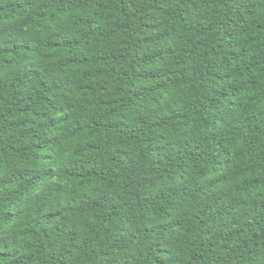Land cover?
I'll list each match as a JSON object with an SVG mask.
<instances>
[{
  "label": "trees",
  "instance_id": "trees-1",
  "mask_svg": "<svg viewBox=\"0 0 264 264\" xmlns=\"http://www.w3.org/2000/svg\"><path fill=\"white\" fill-rule=\"evenodd\" d=\"M0 264H264V0H0Z\"/></svg>",
  "mask_w": 264,
  "mask_h": 264
}]
</instances>
